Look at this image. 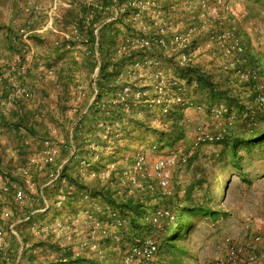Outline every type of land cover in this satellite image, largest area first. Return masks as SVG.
I'll use <instances>...</instances> for the list:
<instances>
[{"label": "rangeland", "instance_id": "374dc122", "mask_svg": "<svg viewBox=\"0 0 264 264\" xmlns=\"http://www.w3.org/2000/svg\"><path fill=\"white\" fill-rule=\"evenodd\" d=\"M53 1L37 2L43 8H48ZM110 1V10L91 27L95 15L98 16L97 11L92 9L97 8L102 0H57L55 30L44 36L29 34L35 29L33 26L36 22L43 25L45 19L43 15H34L33 7L36 2L27 0L23 4L24 32L12 30L17 33V47L14 44L16 49L9 46V38L5 35L8 33L6 28L3 29L4 34L2 31L0 33V71L7 73L17 57L28 66L25 88L30 95L25 98L22 108L24 115L27 113L29 117L30 127L33 128V134H29L23 128L5 130L0 126V232L4 238L0 264H16L18 258L14 255L19 254L24 247V264H59L58 259L66 253H83V259L99 264H120L121 247L125 248L129 244L108 247L104 240L105 237L118 233L128 242L129 220L115 212L109 201L113 200L117 205L128 201L142 202L145 209L149 210L148 217L159 207H171L174 213H178L179 203L185 200V191L194 180L196 166L190 168L189 159L196 152L192 151V142L196 138L197 130L200 128L214 137L222 133V108H213L211 115L207 113L205 106L201 111L189 110L185 113L189 122L185 126V139L180 143L182 148L178 145L170 150L163 147L164 143L160 141L161 134H165L166 138L171 135L170 116L163 115L159 109L138 106L133 107L130 113H124L120 109L101 115L100 119L119 120L121 125L113 130L112 144H105L98 137V119L90 114L83 124L84 140H75L79 155L83 151V158L74 169V177L86 185L88 191H77L67 179L57 180L56 176L52 177L56 173H40L29 166L31 159L44 150L46 141L63 150L64 145L71 140L74 122L87 113L92 98V78L95 74L91 63L92 55L87 54L92 51V43H88L89 33L96 34L97 27L109 22L115 14L114 0ZM161 5L166 17L173 24H183L182 30L191 25L192 13L197 16L204 15L193 24L197 28V34L194 36L189 59L190 63L207 72L227 65L222 59L227 54V49L222 48L216 39L210 40V37L213 33L226 34L228 26L239 29L241 40L256 55H264V7L251 0H164ZM84 7L90 9V13L82 27L77 16ZM214 8L218 10L217 15L212 13ZM66 15L73 19L69 24L63 19ZM35 16L36 21L33 20ZM220 20L227 22L228 26L219 23ZM72 27H76L78 32L74 33ZM126 35L129 34L120 27L117 41ZM35 36L40 38H35L39 42L32 38ZM195 47H199L196 52ZM146 57H153L152 52L136 53L131 59ZM157 59L160 72L167 77L177 78L174 67L167 60L162 57ZM150 72L155 73L156 69L152 68ZM81 85L86 87L85 96L79 95L78 87ZM186 88L187 98L199 103V97L193 93L195 90ZM110 93H106L105 98H109ZM14 109L9 99L5 101L2 112L9 115ZM154 131L158 133L156 136H147ZM117 134L119 137L115 136ZM90 144L107 148L101 152L100 161L93 162V153L88 149ZM179 149L183 150L185 161L180 162L173 171V195L167 198L157 196L156 204L151 202L152 198L146 191L134 188L121 176L132 169L138 152L143 153L152 166L158 159L177 153ZM214 150V145H208L202 146L197 152L208 156ZM241 157L244 159L242 172L229 167L224 173L219 174V171L214 170L208 175L216 197L210 207L223 216L218 221L206 219L195 222V228L185 242L192 257L183 264H218L226 253V239L232 238L237 242L247 239L251 234L247 228L249 221L261 217L260 205L264 202V157H247L244 153H241ZM83 162H88L90 167L83 166ZM29 167L30 177L26 179L21 171ZM6 184L10 187L9 192L4 191ZM15 185L25 193V200L17 202L14 199L12 186ZM210 189L207 184L201 191L194 192L197 205L206 204L203 197H206ZM94 192L101 196L94 198L91 196ZM70 204L74 206V210L68 206ZM4 210L10 214L4 215ZM29 215L32 219L23 228L16 226ZM180 217L178 213L175 221H163L162 227L176 229L183 220ZM118 220L123 223L121 227L117 226ZM19 232L26 235L23 244L17 236ZM146 236L150 237L147 233L143 237ZM155 238L160 246L155 264H164L169 256L162 254L163 243L157 235ZM84 244L89 247L97 245L102 254L86 249Z\"/></svg>", "mask_w": 264, "mask_h": 264}, {"label": "trees", "instance_id": "16d2710c", "mask_svg": "<svg viewBox=\"0 0 264 264\" xmlns=\"http://www.w3.org/2000/svg\"><path fill=\"white\" fill-rule=\"evenodd\" d=\"M251 1L264 7V0ZM110 2V0H102V2L97 5V8L95 7L92 9L97 11L98 16L97 14L95 15V20L91 23V27L98 22L103 14L110 10L112 6ZM124 2H126V0H114L115 9ZM89 10L84 7L77 16L78 23L82 27L86 22L85 19L87 14L90 13ZM64 18L67 23L73 20L69 19L67 15L63 17V19ZM219 23L228 26L226 25L227 22L222 20H220ZM120 27H123L127 34L132 32V28L127 22V15L117 19L116 22L102 23L100 27H97L98 30L96 29V34L92 32L89 33L90 41H88V43H92L91 63L95 69L100 67L98 73L92 78V90L98 92L96 97L98 101L102 100L106 93L112 91L115 78L124 66V62L129 58L126 57L122 59L115 58L114 56V50L119 41H117V39ZM3 29L4 28L1 27L0 30ZM6 31L8 32L6 33V37L9 38L8 43L10 48H15L14 44L17 47V33L10 29H6ZM227 31L228 32L224 34V40L220 43L222 48L227 49V54L221 52L224 54L222 59L227 65L224 68L212 72H207L192 63L181 65L174 57H167L164 52L159 49L150 51L153 57H162L167 60L170 65L174 67L177 77L185 82L186 87L193 88L195 90L193 92L194 95L199 97L197 99L199 103L194 99L191 100L187 98V100L191 102V105L188 104L175 107L170 112L168 116H170L169 120H171V135H168L169 138H166L167 136L165 134L160 135V141L164 143L163 147L172 150L179 145V147L182 148L180 143L185 139V126L186 123L189 122L185 118V113L189 110L201 111L202 107L205 106L207 113L211 115V110L213 108H222L223 111L221 117H219L224 120V128L222 129V133L220 132V135H216L215 137L200 128L197 130L196 138L192 142V151L196 152H194V154L191 153L193 155H191L189 159V167L192 168L196 166L194 169V180L191 186L185 191V200L179 203L178 213L183 220H181L180 226H176V229L173 230L169 227L158 229L149 224L145 220L149 215V210L145 209L142 202L134 203L128 201L117 205L113 200L109 201V203L113 205V210L115 212L121 217L129 220L130 237L127 239L128 242L118 233H115L114 236L105 237L104 240V244L108 247L113 245L120 246L122 243L129 244L125 248L121 247L122 258L130 246L148 237H143L147 233L157 243L159 252L160 246L155 236L157 235L159 241H162L161 252L164 256H169L164 264H183L186 259L192 257L190 249L186 247L185 242L190 233L194 230L195 222L206 219L218 221L219 218L223 216L222 213L210 207V204L216 200V197L214 196L215 190L212 189V183H209L208 175L214 170L219 171V174L224 173L229 167L242 172L244 159L241 157V153H244L247 157H264V55H256L254 51L241 40L238 28L228 26ZM213 35L217 37L220 36L218 33H213ZM32 38L40 39L37 36ZM36 41L39 42L40 40ZM27 76L28 70L24 75L14 73L12 78L8 77L5 79L1 86L0 126L2 129L20 130L23 128L27 133L33 134V128L29 125V117L27 113L24 115V108H22L25 98L30 95L29 91L25 88ZM16 86H21L20 88L23 89L24 93L21 96L22 98L15 95ZM9 99L12 101L15 109L11 111L9 115H6L5 112L2 111H4L3 106L5 105V101ZM86 112V115L80 116L79 119L74 122L71 140L62 148L61 156L56 163L59 165L58 167H62L59 179H67L71 186H74L75 189L80 192L88 191V189L77 177H74V169L83 158V151H81L79 155V149L75 145V140H84L83 124L84 120L87 119V115L91 114L96 119H100L101 117L100 111L97 110L94 105L89 106ZM157 134L158 133L154 131L153 134H148L147 136H156ZM201 135H209L213 137V140L199 143L195 146L196 140ZM208 145L215 146V150L212 151L210 155L203 156L201 153L197 152L202 146ZM58 167L55 165H48L43 172H47V174L48 172L52 174L53 172L57 173ZM207 184H209L211 189L208 191L206 197H203L206 200V204L197 205L195 203L196 197L194 192L197 190L201 191ZM91 196L97 198L101 195L100 193L94 192ZM68 206H70L71 209L74 208L71 204ZM168 208L171 210V207ZM178 213H175V215ZM31 219L32 216L29 215L25 221H21V223L16 226L19 225V227L21 226L20 228H23L26 222H30ZM17 236L20 239V243L23 244V241H26V235L23 232H19ZM86 249H90V247H86ZM25 252L24 247L19 254L14 255L15 258H18L16 264H24L26 259ZM97 253L102 254L101 251ZM82 254L83 253H66L58 259V262H60L59 264H99L95 261L83 259Z\"/></svg>", "mask_w": 264, "mask_h": 264}, {"label": "built area", "instance_id": "2783aa9c", "mask_svg": "<svg viewBox=\"0 0 264 264\" xmlns=\"http://www.w3.org/2000/svg\"><path fill=\"white\" fill-rule=\"evenodd\" d=\"M164 0H126L115 10L114 16L109 22H116L117 19L127 15V22L132 28L129 35L124 36L116 44L114 50L115 58L129 57L119 74L114 80V88L109 98L96 99L98 92L92 90V98L89 106L94 105L101 115H107L114 111L122 110L124 113L132 112L133 107H143L149 109H159L163 115H169L175 108L183 105H191L187 100V88L185 82L178 77H167L159 69V60L156 57H146L145 59H131L136 53L150 52L153 49H159L164 54L172 58L174 57L181 65L191 62L192 46L194 45V36L197 34V28L193 24L204 17L197 16L192 13L190 17L191 25L188 29L182 30V23L173 24L166 16L162 8ZM171 1V0H170ZM220 1L218 2L219 5ZM213 15L218 14L217 8L212 10ZM124 30L123 27H121ZM73 32L77 33V28L72 27ZM225 38L224 35L219 37L211 35L210 40H217L219 43ZM199 47H195V52ZM92 55V52L87 53ZM27 65L17 57L11 65L9 71H0V96L2 95L1 86L6 78H12L14 73L24 75L27 71ZM156 69L155 73L150 70ZM100 67L95 69L94 76L98 73ZM93 76V77H94ZM86 87L83 85L78 87L80 96H85ZM24 91L16 86L15 95L21 97ZM99 134L98 137L102 143L112 144L113 130L120 128V121H108L105 118L98 119L96 125ZM119 137V135H115ZM213 137L209 135H201L196 140L195 146L199 143L212 141ZM88 149L93 153V162L101 159L103 148L98 144L88 145ZM61 148L52 145L46 141L44 150L39 155L34 156L30 163V167H34L38 172L45 171L48 165H57V160L61 156ZM183 150L179 149L177 153H171L169 156L158 159L152 166L149 165L147 157L138 152L135 156L133 167L130 171H125L122 177L125 178L134 188L147 191L152 203H157L158 197H170L172 192L173 171L175 167L184 162L182 156ZM83 166L90 167L88 162H83ZM29 168L21 171L22 176L29 179ZM62 167H58L56 175L52 176L58 180ZM55 179V180H56ZM12 185V184H10ZM14 199L17 202L26 199L22 189L12 186ZM5 192L10 191V187L4 188ZM87 198V197H86ZM61 203L58 204L60 207ZM261 217L255 221H249L247 226L251 234L247 239L237 242L232 238L225 241L226 253L218 262V264H264V202L260 205ZM4 215H8L4 210ZM116 216L115 214L113 215ZM165 220L175 221L176 215L169 208H156L146 221L154 227L161 229ZM123 223L118 220L117 226L121 227ZM98 226V225H97ZM16 235L15 231H11ZM0 232V251L3 249V236ZM83 247H89L84 244ZM100 252L97 245L90 247V250ZM159 253L157 243L151 237H146L141 242L134 244L128 248L124 254L121 264H154Z\"/></svg>", "mask_w": 264, "mask_h": 264}, {"label": "crops", "instance_id": "0c3cea01", "mask_svg": "<svg viewBox=\"0 0 264 264\" xmlns=\"http://www.w3.org/2000/svg\"><path fill=\"white\" fill-rule=\"evenodd\" d=\"M27 0H0V29L1 27L14 30L16 32H24V14H23V4ZM38 0H34L36 2L33 7V13L34 15H43L45 22L43 25H40L36 22V25L32 23L34 26L33 30L29 32V34H36V35H49L51 34L55 28H54V22L57 18L58 14L56 13L58 7H57V0L53 1V4L50 3L48 8H43L40 4L37 2ZM37 16L33 18L34 21H36ZM2 31V34H4L3 30H0V33ZM6 35V34H5ZM45 38V37H44ZM1 46V45H0Z\"/></svg>", "mask_w": 264, "mask_h": 264}]
</instances>
